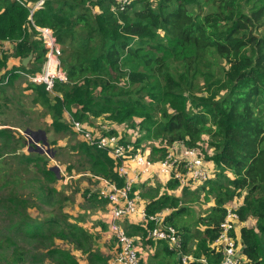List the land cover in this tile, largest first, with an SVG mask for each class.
I'll list each match as a JSON object with an SVG mask.
<instances>
[{
    "label": "trees",
    "instance_id": "1",
    "mask_svg": "<svg viewBox=\"0 0 264 264\" xmlns=\"http://www.w3.org/2000/svg\"><path fill=\"white\" fill-rule=\"evenodd\" d=\"M36 1L0 0V45L11 43L19 60L32 54L28 68L21 63L9 66L7 57L0 56V94L20 76L16 70L40 69L45 47L34 26L50 28L61 46V63L68 80L54 84L53 98L42 84L25 86L46 109L50 130L61 134L71 130L65 112L89 124L91 118L104 116L124 131L131 130L122 138L130 141L133 133V150L139 149L143 140L155 142L150 149L152 160L165 155L163 144L182 141L194 147L207 135L214 153L204 158L212 160L220 173L214 180L206 179L208 189L200 187L214 195V205L197 220L201 227L198 235L182 220L187 209L180 205L181 197L168 193L178 186L173 178L150 188L154 193L145 200V211L153 214L170 209L165 220L181 234L180 252L190 257L185 264H217L221 254L210 244L225 215L224 205L243 196L238 214L244 222L253 217L254 226L239 229L240 264H264V0H205L210 9L202 14L193 11L198 0H129L122 7L119 0H44L31 12ZM208 52L224 60L227 67L222 79L206 80L204 89L209 92L199 95L194 83L198 57ZM175 63L184 66L177 75L170 70ZM120 81L123 84L118 85ZM34 147L15 129L0 128V159L5 152L14 156L25 148L16 161L26 173L32 167L40 169L47 182L40 192L39 201H43L57 192L62 177L49 166L50 158ZM69 147L84 157L91 175L105 177L118 186L124 184V177L117 172L120 161L106 149L82 139ZM2 181L3 187L16 185L17 177ZM147 183H133L129 197ZM84 197L107 206L96 192L87 189ZM0 208L9 216V234L0 239V250L12 248L8 258L1 256L2 264L27 261V252L21 251L12 237L18 234L41 244L48 242L52 248L45 255L54 264H81L72 251L59 247V242L74 245L87 259H102L92 250L94 237L89 229L77 220L69 221L65 211L35 217L31 209L41 210L39 203L30 196L22 197L13 187L0 195ZM124 227L135 243L140 247L144 243L155 256L161 254L166 264H183L177 260L179 250L165 241L148 239L143 225L125 222ZM29 258L38 261L34 256Z\"/></svg>",
    "mask_w": 264,
    "mask_h": 264
},
{
    "label": "rangeland",
    "instance_id": "2",
    "mask_svg": "<svg viewBox=\"0 0 264 264\" xmlns=\"http://www.w3.org/2000/svg\"><path fill=\"white\" fill-rule=\"evenodd\" d=\"M210 9L209 5L206 4L205 0H198L197 5L193 8L194 13H204ZM260 28L258 31H261ZM13 45L11 43H3L0 45V56L3 54L7 57V59H12L14 61H18V57L13 54ZM30 61L26 64L28 68L30 66ZM227 67V64L224 60L218 59L215 57L213 52H208L203 56L198 57L197 64V75L194 78V83L196 84L197 89L195 90L199 95H206L209 90L205 88V81H211L216 79H222L223 73ZM171 72H174L177 75L179 72L184 70V66L181 63H175L174 66L170 67ZM3 71V70H1ZM202 73H206L204 76ZM4 83V82H2ZM123 84L122 81L118 82V85ZM27 85V81L24 77L19 76L15 79L11 85L3 87L5 89L4 94H0V128L2 127H11L18 131L25 138V143L27 145H35L34 150L42 153L46 157H49V166H56L58 169L59 177H62L60 182H57L58 190L53 195H50V198H46L43 201H39L40 192L42 186L46 185V181L42 177V173L40 169H36L32 167L31 170L26 173L23 170V167L17 163V157L20 156L25 148L18 149L14 156L11 152H5L0 159V195H6L9 189L12 187L14 190L22 197L30 196L33 201L38 202L41 210L31 209L32 215L37 217L38 213L47 214V212L52 214H58L61 211H65L69 216V221L77 222L84 228H86L91 235H93L92 242V250L97 255L101 256L102 259H87V255L83 254L80 251L74 249V245L62 244L59 242V247H65L67 250L72 251V253L78 257V260L81 264H102L106 262L114 251V238L110 235L108 228L103 227L100 221H104V217L102 219V213L107 210V206H101L93 204L92 202L87 201L86 197H84L85 190L88 191H97L99 189L98 180H92L91 174L88 172L86 168V163L84 157L74 151L69 147L72 144L77 145L79 141H81V137L77 134L68 131L67 133H54L50 129V121L48 119V115L46 113V109L43 108L39 102L34 100V93L25 89ZM201 88L203 90H201ZM199 89V90H198ZM221 93L223 91H220ZM56 95V91L48 93L50 98ZM64 119L67 122V115L64 114ZM90 127L99 129L101 124L110 125L112 124L111 119H108L104 116H100L98 118H91ZM68 123V122H67ZM116 124V123H114ZM26 129L31 131L42 130L45 135L46 145L42 144V141H36L32 136L28 137L24 132ZM95 129V131H96ZM49 130V132H48ZM142 133V132H141ZM141 133H138L137 137L140 136ZM133 134V133H132ZM38 135V134H37ZM130 140L133 139L134 135L130 136ZM202 140L198 142V146L201 149L200 152L204 155H211L214 153L213 148L208 144L207 135L201 136ZM29 139V142L28 140ZM83 140V139H82ZM49 141H54V144H50ZM156 144L153 141L143 140L139 148L141 150L151 149V147ZM38 145V146H37ZM37 148V149H35ZM32 148L29 147V150ZM48 150V153H47ZM54 155V158H53ZM56 155V156H55ZM207 169H208V177L210 180H214L215 177L220 173L218 167H216L212 160L206 159ZM71 167L68 170L67 167ZM67 168V169H66ZM226 175V172H223ZM17 177V184L4 186L3 181L6 179H11L13 176ZM150 179V178H149ZM154 186L148 185L143 187L142 189H138L137 191L140 194L141 201H145L148 197L154 193L152 189L155 188L158 183L162 184L163 180L161 177H154ZM151 180V179H150ZM165 181L168 179L165 178ZM201 185L208 189L207 181L203 183L197 184L195 186L188 187L186 191L182 192L181 187L173 189V191H169L171 195H177L181 197L182 206L186 207L187 211H185L182 216V220L185 222L187 227L194 235H198L197 230L201 229L198 225L197 220L200 217H203L208 211H210L211 207L214 205V195L207 194L205 189H201ZM178 190V191H177ZM143 193L144 196H141ZM241 202L243 201V196L238 198ZM47 201L50 204H47ZM62 210H61V209ZM7 211L4 208H0V239L3 240V237L8 235V226H9V216L6 214ZM245 224L247 226H254V218L248 217L245 220ZM139 237V234H136ZM15 239L18 248L22 251L27 252V261L22 264H54V262L50 259L49 256H46V250L50 249L49 243H40L36 240H31L29 238H24L21 234L12 235ZM4 245L5 242H3ZM143 252L146 250L148 254L145 256L148 259V264H156L155 261L151 260L150 248H145L143 243L142 245ZM73 249V250H72ZM12 248L11 247H3L0 250V264L4 263V259L2 260L1 256H5L8 258ZM34 256L38 259V261H33L29 257ZM102 260V261H101Z\"/></svg>",
    "mask_w": 264,
    "mask_h": 264
},
{
    "label": "built area",
    "instance_id": "3",
    "mask_svg": "<svg viewBox=\"0 0 264 264\" xmlns=\"http://www.w3.org/2000/svg\"><path fill=\"white\" fill-rule=\"evenodd\" d=\"M43 1L37 0L31 8V12L40 8ZM124 3H129V0H119L121 7ZM34 28L45 47L40 69L34 72L24 70H16V72L24 77L27 83L42 84L47 93H51L54 91L56 82H67L68 80L61 63V46L50 28L45 26H34ZM7 77L4 79V83ZM65 113L73 133L91 145L106 149L112 158L120 161L117 172L119 176L124 177L122 186H118L114 181L105 177L90 175L93 180L99 182V189L93 192H96L99 198L107 201L105 214L107 216L104 217V222L115 242L114 251L107 264H142L144 261L140 243H135L134 238L127 234L124 227V223L134 216L138 217L139 225L146 227L148 239L165 241L170 248L179 250L177 253L181 254V234L165 220L168 209L147 214L145 203L144 207L140 205L142 201L139 192L134 191L132 197H129V193L133 183L148 181L152 179V176L161 177L162 180L173 178L178 181V187L187 188L206 181L209 178L206 166L208 163L200 152L199 146L188 147L182 141L169 145L163 144L166 148L165 155L157 160H152L150 149L133 150V139L123 140L124 132L130 133L131 130L124 131L123 126L119 127L115 124H110V126L101 124L99 129H96L90 127L89 123H84L73 118L67 112ZM110 129L114 131L102 134L103 131L109 132ZM241 204L242 202L236 198L224 205L225 215L219 223L217 237L210 244L212 249L221 254V260L217 264H240L241 262L239 229L246 225L238 214ZM148 222L153 224L152 227L147 226ZM132 223H135L134 219ZM180 259L185 264L190 257L181 254ZM201 261L204 262V259Z\"/></svg>",
    "mask_w": 264,
    "mask_h": 264
},
{
    "label": "crops",
    "instance_id": "4",
    "mask_svg": "<svg viewBox=\"0 0 264 264\" xmlns=\"http://www.w3.org/2000/svg\"><path fill=\"white\" fill-rule=\"evenodd\" d=\"M31 60V59H30ZM29 60V61H30ZM19 63H21V59L19 60L18 59V61L16 62V61H14V60H12V59H8V64H9V66L11 65V64H13V65H15V66H17ZM165 183V180L163 179V183L162 184H164ZM154 184V179H151V180H148V185H153ZM169 191H173V189H169ZM168 191V193H170ZM178 191V190H177ZM177 196V195H176ZM144 203H145V201L143 202H141L140 203V205H141V207H144ZM168 211V213L170 212V209H168L167 210ZM106 212H107V210H105L103 213H102V219H103V217H106L107 215H105L106 214ZM133 219L135 220V223L136 224H139L137 221H138V217H131L127 222L129 223V224H135V223H132L133 222ZM103 221V220H102ZM104 222V221H103ZM141 248V251H142V257H143V260L144 261H142V264H148V259H149V257H148V259H146V255L148 254V252L145 250L144 252H143V249H142V246L140 247ZM150 253H151V260L152 261H155V263L156 264H166V259H164L163 257H162V255L161 254H159L158 256H155L154 255V253L152 252V250L150 249ZM168 259V258H167Z\"/></svg>",
    "mask_w": 264,
    "mask_h": 264
},
{
    "label": "water",
    "instance_id": "5",
    "mask_svg": "<svg viewBox=\"0 0 264 264\" xmlns=\"http://www.w3.org/2000/svg\"><path fill=\"white\" fill-rule=\"evenodd\" d=\"M32 57V54L30 53L28 56L24 57L21 59V64L26 67V64L28 63V61L31 59ZM26 135H28V137L31 138V136L36 140V141H39L41 140L42 141V144L43 145H46L47 143L45 142V135H44V132L42 130H38V131H31L29 129H26L25 132H24ZM38 134V135H37ZM28 142H29V139H27ZM38 146V145H37ZM37 149V148H35ZM47 153H48V150H47ZM52 169L55 170V172H58V169H57V165L55 166H52L51 167ZM180 257H181V254L178 253L177 254V260L179 261L180 260Z\"/></svg>",
    "mask_w": 264,
    "mask_h": 264
}]
</instances>
